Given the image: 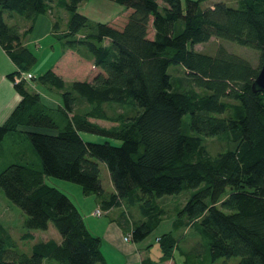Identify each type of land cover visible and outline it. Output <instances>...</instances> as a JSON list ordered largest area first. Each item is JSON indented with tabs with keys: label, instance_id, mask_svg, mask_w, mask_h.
I'll use <instances>...</instances> for the list:
<instances>
[{
	"label": "trees",
	"instance_id": "1",
	"mask_svg": "<svg viewBox=\"0 0 264 264\" xmlns=\"http://www.w3.org/2000/svg\"><path fill=\"white\" fill-rule=\"evenodd\" d=\"M85 1L0 0V46L16 66L8 78L20 97L0 125V144L15 135L28 141L36 156V162L1 170L0 189L25 214V239L50 226L60 237L37 242L26 255L15 249L0 224V264H106L101 237L88 231L76 206L47 185L45 177L96 195L104 211L137 206L145 220L130 233L136 244L147 240L166 215L161 199L186 192L173 228H190L199 242L206 240L210 262L238 257L236 264H264V94L251 90L263 58L264 0H237L233 8L216 1L203 8L212 0H186L184 9L181 0H108L131 10L127 22L117 30L98 21L91 34L83 33L89 20L78 11ZM52 4L69 15L66 31L54 38L64 49L86 54L99 73L90 82L67 84L50 68L15 83L14 77L26 75L37 55L21 45L18 26L8 25L7 18L19 16L30 31ZM212 38L259 51L258 67L223 46L212 56L194 49ZM171 65L183 67L181 86L188 81V89L172 88ZM34 84L57 92V105L29 91ZM80 103L89 109L76 112ZM111 104L132 107L135 114L110 118L104 107ZM186 115L193 135L183 131ZM81 133L118 144L87 142ZM225 133L234 148L209 155L203 139ZM98 162L114 189L108 201ZM172 233L158 235L160 262L174 259L175 251L182 257L190 254L179 248L181 234ZM199 242L194 245L201 246Z\"/></svg>",
	"mask_w": 264,
	"mask_h": 264
},
{
	"label": "rangeland",
	"instance_id": "2",
	"mask_svg": "<svg viewBox=\"0 0 264 264\" xmlns=\"http://www.w3.org/2000/svg\"><path fill=\"white\" fill-rule=\"evenodd\" d=\"M222 2L227 4L229 7L233 8L237 6V0H212L206 4H203L202 7L211 6L214 2ZM183 9L185 8L186 0H181ZM127 9L118 5L114 2L108 0H87L83 2V5L80 7L81 13H87L86 17L88 18V27L83 30L84 34H91L94 32L95 24L100 19H104L101 21H109L112 15H117V18H121L126 15L124 13ZM131 12V10H128ZM109 17V18H107ZM126 24V23H125ZM35 31L34 34H36ZM148 37H153V29L151 27V21L148 27ZM41 42H39L41 49L36 48L33 46V50L37 54V61L34 63L28 70L26 75H34L39 76L50 69L51 66L54 65L56 60H58L62 54V44L60 41H57L53 37H46L43 38ZM219 46H223L228 52L238 55L243 59L247 60L253 67H258L260 63V52L249 49L246 47L239 46L233 42L226 41V40H217L211 39L208 43L204 44H197L194 49L202 54L206 55H214L217 51ZM85 53L88 54L85 47L82 48ZM72 62V61H71ZM92 67V62L84 63V66L81 68L76 69L75 66L71 65V73L67 74L65 77L67 79V84L73 83L76 79H85L86 76L89 77V70ZM168 74L171 77V84L172 88L178 92H182L185 89L190 87V83L188 81H183V86H181V79L185 78L183 67L180 65H171L168 68ZM41 92L44 95V98H49L50 102L53 105H57L58 103V94L55 91H48L46 88H43ZM108 116L110 118H115L119 115L124 117H130L135 114V109L132 107H119L117 104H111L109 106L104 107ZM89 109L84 103H80L76 107V112L83 113ZM97 123L101 124V126L110 127L113 125L112 122H105V121H97ZM183 131L186 134H192V132L188 129V115L184 116L183 118ZM81 137L84 141L92 142V143H103L108 141L114 145L118 144V142L108 139L104 136H100L97 134L92 133H81ZM193 135V134H192ZM4 151L6 152V157L4 160L0 158V162L3 165L4 169L6 166L10 165L11 163L14 164L15 161L12 157H10V152H12L13 147H15V143L11 141L10 137L6 138L5 141L2 143ZM203 145L207 151V153L211 156H214L218 153L225 152L227 150H231L234 148V144L229 138L227 133L221 134L215 137H209L203 139ZM22 150L25 154L31 155V152H34L30 143L26 141L22 146ZM1 157V155H0ZM0 163V164H1ZM100 167V179L101 183L103 184L104 188H106L105 182V166L101 162H98ZM1 171V170H0ZM44 181L47 185L53 186L65 194L72 203L80 202L82 198V189L80 186L63 181L60 179H56L53 177H45ZM187 193L183 192L177 196H166L163 197L161 200L164 199L162 205L164 206V210L166 211V215L162 217L163 226L169 225V222L172 220V216L176 214V211L183 205ZM93 195L88 196L90 200H92ZM87 199V200H89ZM74 201V202H73ZM87 201H85V205ZM2 207V208H1ZM0 208L2 213H0V224L2 223L3 226L8 230V232L12 235L13 241L16 244L15 249L21 253L26 255H30L32 252V246L37 242L45 241L48 239H54L60 241V237L58 236L57 231L50 226L47 231H33V237L31 239H25L24 234H26V229L24 228V221H25V214L15 207L12 203H10L4 196L2 190L0 189ZM100 208V207H99ZM103 216L102 218H104ZM96 218V217H95ZM99 219V218H98ZM161 225V226H162ZM184 234L181 232V237L179 238L178 242L180 243L179 248L190 252L188 256H181L178 251H175L174 254V263L175 264H236L239 261L238 257H232L230 259L226 258H219L214 262H210L211 258L209 255L208 248L205 247L203 242H199V239L196 237V233L192 229H183ZM160 230H155L148 240L144 241L143 244L146 245L149 241H152V246L150 250V255L152 258H155L159 255V249L157 242L155 241V237L159 234ZM179 237V235H177ZM201 243V246L194 245L195 241ZM148 241V242H147ZM199 252V256L196 257L195 253Z\"/></svg>",
	"mask_w": 264,
	"mask_h": 264
},
{
	"label": "crops",
	"instance_id": "3",
	"mask_svg": "<svg viewBox=\"0 0 264 264\" xmlns=\"http://www.w3.org/2000/svg\"><path fill=\"white\" fill-rule=\"evenodd\" d=\"M82 5L83 3L79 5L78 11L80 10V7ZM128 10L129 9H127L124 12L126 13V15L121 18H117V15H112L110 17L111 19L108 21V24L117 30H121L124 27L125 23L127 22L128 16L131 13ZM82 14L87 16L86 15L87 13H82ZM6 16L7 15H5V17ZM68 18L69 15L64 9L58 7L56 4H52L51 10L48 13L40 15L39 17L36 18L30 31H28V27H29L28 23L16 15L7 18V24L11 26L12 25L18 26L20 41L22 46L31 47V48L35 46L36 48L41 49L39 42L44 40L43 38L46 37L54 38V36L66 31ZM97 18L99 19H95V20L98 21L104 20L102 18L100 19V17ZM55 24L56 25L58 24L57 30L54 29ZM35 31H37L36 34H34ZM86 58H87L86 54L84 55V57H82L78 55L75 51L70 49H64V47L62 46V54L60 58L56 60L54 65L51 66L50 68L56 75L61 77L65 83H67L68 81L65 76L71 73V65L75 66V68L78 69L80 67L82 68L84 66V63L92 62V67L90 68L88 74L90 76L89 77L86 76L85 79L75 80L80 82L82 81L90 82L92 78L97 73H99V70L93 65V60ZM16 70H17L16 66L11 61L5 50L0 46V125L7 120L13 109L17 106V104L20 101V97L14 89V83L8 78V76L14 73ZM27 88L29 89V91L33 90L35 92L40 93L44 98V95L41 92V90L44 87L39 88V86L34 84L33 86ZM45 100L51 103L49 101L50 100L49 98ZM8 137H10L11 141H13L16 144L15 147H13L12 152H10L11 155L10 157L13 158L15 163L25 164V163L36 162V156L34 152H31V155H27L22 150V146L26 141L20 140L15 135H9L5 137L3 141H5V139ZM2 143L0 144V155H1L0 158L4 160L7 154L4 151ZM2 168L3 165L1 163L0 170H3ZM104 175H105L106 188H104L103 184L102 187L104 189V195H105L104 200L108 201L109 196L114 193V189L110 182L106 168ZM81 193H82L81 194L82 198L80 199L81 203L77 205V203L73 201L74 202L73 204L80 212L84 224L88 229V231L95 236L101 237L102 239L101 252L103 254V257L105 258L106 264H142L147 259L152 260L153 262H155V264H175L174 259L165 262H160L159 261L160 253L156 257V259L152 258L150 255V250H151L150 248L152 246V241L149 242L147 241L148 243L144 245L143 242L136 244L133 242H125L123 240V237L126 234L131 233L132 229L136 225H138L139 223L145 220V217L141 215V212L137 209V206L136 207L132 206L128 208L126 205H122L121 207L111 208L108 211V213L104 215L105 216L104 218H102L103 217L102 216L98 219L95 218L92 215V213L96 208L101 207V202H100L101 199L97 198L96 195L92 194L93 195L92 197L94 198L90 200L89 198H87L88 196L83 194V192ZM85 201H87L86 205H85ZM1 208H0V213H2ZM173 218L174 217L172 216V219ZM162 223L163 220L160 222V225L156 229V230H160L158 235L169 231L173 232L172 235L174 237H176L177 235L180 236L181 232L184 234L183 229L173 228L172 220L169 222V225L167 224L166 226H163ZM9 235L12 237L10 233Z\"/></svg>",
	"mask_w": 264,
	"mask_h": 264
},
{
	"label": "water",
	"instance_id": "4",
	"mask_svg": "<svg viewBox=\"0 0 264 264\" xmlns=\"http://www.w3.org/2000/svg\"><path fill=\"white\" fill-rule=\"evenodd\" d=\"M251 90L254 93H263L264 94V51H263V58H262V63L261 67L259 69V72L254 79L252 85H251Z\"/></svg>",
	"mask_w": 264,
	"mask_h": 264
},
{
	"label": "built area",
	"instance_id": "5",
	"mask_svg": "<svg viewBox=\"0 0 264 264\" xmlns=\"http://www.w3.org/2000/svg\"><path fill=\"white\" fill-rule=\"evenodd\" d=\"M21 79L29 80V79H30V75H20V76H15V77H14V82L17 83V82H19ZM107 213H108V211H104V210H102L101 208L98 207V208H96V209L93 211L92 215H93L94 217H96V218H100V217L106 215ZM123 240H124L125 242H131V234H130V233L126 234V235L123 237ZM155 241H156V242L159 241V236H156V237H155Z\"/></svg>",
	"mask_w": 264,
	"mask_h": 264
}]
</instances>
